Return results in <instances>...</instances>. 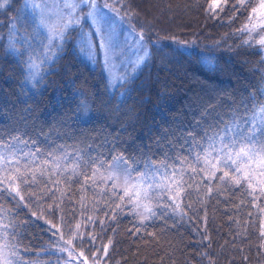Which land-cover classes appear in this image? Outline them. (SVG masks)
<instances>
[{
	"label": "trees",
	"instance_id": "trees-1",
	"mask_svg": "<svg viewBox=\"0 0 264 264\" xmlns=\"http://www.w3.org/2000/svg\"><path fill=\"white\" fill-rule=\"evenodd\" d=\"M258 1L115 2L149 52L112 86L76 43L47 46L25 0H0V150L19 157L0 184V229L21 263L55 262L50 222L105 264H264V189L206 160L213 133L264 103V45L249 27ZM114 166L173 173L176 193L149 213L100 179Z\"/></svg>",
	"mask_w": 264,
	"mask_h": 264
},
{
	"label": "rangeland",
	"instance_id": "rangeland-1",
	"mask_svg": "<svg viewBox=\"0 0 264 264\" xmlns=\"http://www.w3.org/2000/svg\"><path fill=\"white\" fill-rule=\"evenodd\" d=\"M64 2H71V0H25L26 7L35 15L40 28L46 35L47 46L60 44L62 41L56 37V33L52 31L50 26L59 28L63 23L60 17L65 16L69 11L63 7ZM101 2L112 5L119 11L121 16H124L123 20H117L115 23V43L118 47L115 49L111 63L105 62L103 52L100 49H97L95 58L91 60L93 63L101 64L110 84L113 86L128 79L138 69L149 52V46L146 44L144 37L143 39L140 38L139 34L141 32L135 27L130 16L118 4L113 0H101ZM262 4H264V0H259L249 27L260 30L261 39H264V8L261 7ZM88 11L87 7L81 5L76 13V15L81 17L80 24L65 31L64 41L76 43L78 48H80L81 29L84 32L92 30L90 21L84 16ZM109 15L112 16L114 14L110 13ZM76 93L80 99V117L83 120H87L92 114L91 102L84 96L82 91L76 90ZM232 137L234 136L229 135V140L219 143L206 156L209 168L212 170L217 169L218 165L225 164L223 161L226 152L231 151L234 155L238 150L236 147H231L230 149L225 148L224 151H217L224 148V144H229ZM260 157H264V153H261ZM260 157L254 155L251 160H236L233 165L235 168L240 169L239 173L248 180L250 186L254 189H264V160ZM18 158L16 154L14 155V152L0 150V184L4 185L9 181V176L14 170V164L18 161ZM229 164L231 163L229 162ZM119 169L116 166L105 168L100 173V179L103 182L111 181L117 186H122L124 192L140 208L145 209V205L150 208L154 203V199H158L161 196L171 197L176 193L178 180L173 173H161L146 178H137L131 177L128 172ZM146 191L150 197L149 199H145L144 194ZM137 192L139 196L135 195ZM48 224H50L48 227L52 236L51 248L53 254H55V257L53 256L52 258L55 261L53 264H105L101 255L87 252L82 246H76L57 226L50 222ZM60 249H67V251H60ZM81 253H83L82 256L80 255ZM85 257L87 258L86 260ZM0 264H23L17 256L12 254L9 246L3 241L1 229Z\"/></svg>",
	"mask_w": 264,
	"mask_h": 264
},
{
	"label": "snow or ice",
	"instance_id": "snow-or-ice-1",
	"mask_svg": "<svg viewBox=\"0 0 264 264\" xmlns=\"http://www.w3.org/2000/svg\"><path fill=\"white\" fill-rule=\"evenodd\" d=\"M115 2L122 3V0H115ZM81 5L89 9L84 16L90 21L92 30L84 32L83 29H81L79 50L89 60H93L97 54V49H100L103 52L105 62L110 64L113 55L115 54V49L118 47L115 43V23L117 20L124 19V16H121L119 11L112 5L106 2H101V0H71V2H64L63 7L67 8L69 11L65 16L60 17V19L63 20V23L59 28L55 26L50 27H52V31L56 33V37L63 40L66 30L80 24L81 17L76 15V13ZM2 6L3 5L0 4V7ZM261 7L264 8V4H262ZM110 13L114 15L110 16ZM139 36L143 39L142 32ZM259 43L264 45V39H261ZM247 111L248 109H246V113ZM250 111V116L245 115L238 117L233 122L226 124L225 129H221V132H223L224 135H221L218 132L213 133V139H218L223 142L224 136L229 134L228 130L232 129L233 126H235V129L240 132L239 139L232 137L230 138L229 144H224V148L217 150L224 151L225 148H238L234 155L231 151L225 153V159L223 162L226 166L229 162L234 165L236 160H251L254 155L260 157V154L264 153V103L257 102L251 106ZM241 123L248 127L241 128ZM260 158L264 160V157ZM234 170L237 172L240 171L239 168H235ZM224 175L227 176L228 173L225 172ZM24 182L26 183L27 181ZM237 183H239V181H237ZM8 187L11 188L10 185ZM11 190L19 195L18 187ZM135 195L139 196V193L137 192ZM144 195L145 199L150 198L147 191ZM20 199L23 200V196H20ZM144 207L147 212L151 213L152 210L150 208L146 205ZM109 243H111V241ZM60 251H67V249H60ZM80 255L82 256L83 253ZM86 259L87 258L85 257V260Z\"/></svg>",
	"mask_w": 264,
	"mask_h": 264
}]
</instances>
